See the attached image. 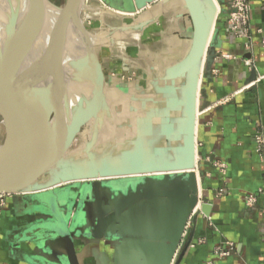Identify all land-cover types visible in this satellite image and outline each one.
I'll list each match as a JSON object with an SVG mask.
<instances>
[{
	"label": "water",
	"instance_id": "water-1",
	"mask_svg": "<svg viewBox=\"0 0 264 264\" xmlns=\"http://www.w3.org/2000/svg\"><path fill=\"white\" fill-rule=\"evenodd\" d=\"M80 1L64 0L56 6L49 0H26L24 12L10 10L7 16L4 41L15 52L21 73L16 101L7 107L9 119L1 113L0 101L4 130L0 194L34 195L48 209L52 220L37 228L53 235L51 246L63 250V260L57 264H79L74 229L58 206L69 200L68 187L75 184L83 186L79 215L86 225L93 218L86 235L93 240L112 236L120 240L113 264H179L188 246L182 248L186 227L199 202L197 92L202 73H209L215 58L209 41L219 10L214 0H181L191 26L188 46L163 71L168 85L157 89L163 103L138 118L131 104L126 111L108 104L102 66L75 13ZM158 1L132 0L136 12ZM47 10L56 15L44 50L24 68ZM71 31L83 44L84 53L76 59L67 58ZM49 74L61 78L67 88L56 122L48 130L42 75ZM254 80L252 72L247 83ZM122 113L129 114L123 125L117 122ZM82 132L81 143L74 147ZM200 211L206 214L205 206Z\"/></svg>",
	"mask_w": 264,
	"mask_h": 264
},
{
	"label": "crops",
	"instance_id": "crops-1",
	"mask_svg": "<svg viewBox=\"0 0 264 264\" xmlns=\"http://www.w3.org/2000/svg\"><path fill=\"white\" fill-rule=\"evenodd\" d=\"M103 1L124 14L109 13L118 23L111 24L117 29L114 46L97 52L108 104L125 111L131 104L138 110V118L145 117L163 103L157 89L168 85L162 79L163 71L188 46L189 19L181 0H160L139 12L132 0ZM231 1L214 0L219 11L209 48L215 50V58L209 73L200 77L196 103L199 202L186 227L182 248L188 246L179 264H264V0H248L247 38H237L229 31L226 19ZM112 54L126 59L135 74L127 78L124 69L113 71L103 66L108 63L111 67L108 58ZM252 72L255 80L247 83ZM127 118L129 114L122 113L118 124L123 125ZM152 120L158 123L157 118ZM68 189L69 200L58 206L74 229L79 264H113L120 240L116 236L89 238L86 231L93 218L86 225L79 215L83 186L75 184ZM249 197L254 200L250 206L246 204ZM201 206L206 214L200 211ZM195 212L199 213L193 219ZM51 220L48 209L34 195L9 197L0 214V264L61 262L63 250L51 246L55 237L37 228ZM218 250L228 254L220 257L215 253Z\"/></svg>",
	"mask_w": 264,
	"mask_h": 264
},
{
	"label": "bare ground",
	"instance_id": "bare-ground-1",
	"mask_svg": "<svg viewBox=\"0 0 264 264\" xmlns=\"http://www.w3.org/2000/svg\"><path fill=\"white\" fill-rule=\"evenodd\" d=\"M25 6L26 0H0V99L4 104L2 105L1 113L5 115H8L7 107L11 103H14L16 101V92L20 85L19 82L21 68L17 66V57L15 55V52L4 41V27L10 10L21 9L20 13H22L24 12ZM97 11L101 14L109 12L104 7L91 8L86 4L85 0H82V2L80 1L78 6L76 7L75 13L84 25L85 21L90 18L88 16V13L93 12L94 16V14H97ZM110 14H121L124 16V14L122 13H115L112 11ZM55 15L56 12L54 10H47L43 27L34 39L32 47L23 61L22 67L26 68L29 65L34 64L35 61L39 58V56L42 54V51L45 47L46 36ZM88 33L89 41L93 45L96 54L98 50L105 49L104 44L111 43V39H109L108 36L109 34H107L106 31H88ZM114 37H116V35ZM69 42L71 45V50L67 52V58L76 59L81 57L84 53L82 46L83 44L77 33L72 31L70 32ZM42 83L44 84L46 89L45 123L47 129L49 130L56 122L57 116L59 114L61 100L63 99L67 87L66 83L54 74H49L45 76L42 75ZM69 94L72 100H75V94L73 89L69 90ZM54 99H56L58 103L55 109L51 111L53 109L52 107L54 106ZM83 137L84 134L82 132L73 142V146L75 147L79 145Z\"/></svg>",
	"mask_w": 264,
	"mask_h": 264
},
{
	"label": "rangeland",
	"instance_id": "rangeland-1",
	"mask_svg": "<svg viewBox=\"0 0 264 264\" xmlns=\"http://www.w3.org/2000/svg\"><path fill=\"white\" fill-rule=\"evenodd\" d=\"M51 3H53L56 6H61L62 3L64 2V0H49ZM86 4L91 7V8H95V7H104L106 10H108V14L105 15L103 14H99L97 16H93V12H89L88 16L90 17L89 19H87L84 23L85 28L88 31H106L107 34H109V39H111V43L110 44H104V46H108V47H113L114 46V36L117 34V29H115V27L110 26V24L113 25V23L115 24V20H111V15L109 13L115 12V13H119V11L116 10H112L110 7H108L105 2L103 0H85ZM105 20V21H104ZM97 21V22H96ZM99 21V22H98ZM103 21V22H102ZM118 24V23H116ZM102 27V28H101ZM109 27V28H108ZM89 28V29H88ZM91 28V29H90ZM99 60V59H98ZM120 61V62H119ZM108 62H110L111 67L108 66V63L103 64V66H105L106 68H111L113 69V71L116 70H121L123 71V69L125 70V72L123 71V75L124 77L130 78V76H133V74H135V70L131 69V67L127 64V60L125 59V61L122 59L120 60L119 58H117L116 56H114V54H112L109 58H108ZM101 64V63H100ZM102 66V64H101ZM105 68V69H106ZM102 72L104 75V69L102 67ZM0 101L2 102V100L0 99ZM1 102H0V106H1ZM53 109L51 111H53L58 103V101L56 99L53 100ZM5 119H9V114L5 115L3 114ZM4 141V130H3V125H2V115L0 114V146L3 144ZM60 192V191H59ZM45 197V196H44ZM7 202V201H6ZM6 207H3V209ZM3 209L0 211H3Z\"/></svg>",
	"mask_w": 264,
	"mask_h": 264
},
{
	"label": "built area",
	"instance_id": "built-area-1",
	"mask_svg": "<svg viewBox=\"0 0 264 264\" xmlns=\"http://www.w3.org/2000/svg\"><path fill=\"white\" fill-rule=\"evenodd\" d=\"M248 13H249V5L248 0H232L230 5V11L227 15V25L229 31L237 38H247L248 36ZM261 50H262V58L264 60V37L261 39ZM264 77V75L262 76ZM216 166L223 170L224 166L222 164H216ZM11 197L8 195L0 194V211L6 204L7 199ZM253 198L249 197L246 200V204L250 206L253 203ZM262 237L264 239V229L262 232ZM218 256L224 257L228 253L222 250H218L215 252ZM211 264V263H208Z\"/></svg>",
	"mask_w": 264,
	"mask_h": 264
}]
</instances>
